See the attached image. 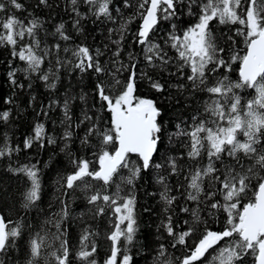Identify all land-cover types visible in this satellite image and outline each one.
<instances>
[{"label":"snow or ice","instance_id":"1","mask_svg":"<svg viewBox=\"0 0 264 264\" xmlns=\"http://www.w3.org/2000/svg\"><path fill=\"white\" fill-rule=\"evenodd\" d=\"M70 2L77 17H86L87 13L77 8L78 0ZM82 3L97 20L104 17L115 23L113 10L120 12L119 8L113 9L112 0ZM123 4L132 7L129 0H123ZM41 5L53 6L50 0H38L37 7ZM9 7L24 10L21 0H0V13L4 14L0 16V47L10 48L11 57L25 65L22 69L11 68L9 62L10 83L23 88L16 79L17 72L22 71L26 78L35 75L54 90L61 70L69 68L78 70L81 82L88 78L90 88V92L82 90L79 95L85 107L77 121L72 113L75 97L68 94L63 99L64 145L60 150L68 157L71 170L56 181L59 211L45 220L30 240L27 264H99L98 229L86 224L75 245L69 238L66 221L71 216L70 201L77 192L92 221L104 218L108 222L104 238L110 242V252L103 264H133L129 246L135 244L140 231L137 184L155 170L156 182L162 187L159 195L164 212L174 213L178 197L171 194L169 176L185 172L180 163L185 156L193 166L184 176L187 186L180 185L184 188L181 195L194 202L196 208L184 206L180 211L190 213L192 220L183 221L188 227L178 230L173 216L167 215L161 227L171 238V248L180 245L187 251L172 258L169 245L160 243L157 264H203L209 250L215 253L212 264H264V0H139L136 13L120 25L119 38L112 40L115 48L106 62L101 59L105 56L101 48L48 45L40 34L45 21L32 14L27 19L15 11L9 14ZM182 15L193 18L184 28L180 27ZM137 17L142 22L132 43L142 46V56L123 46L128 25ZM165 22L171 31L158 40ZM80 24L78 18L73 27L83 32ZM216 24L227 32L217 30ZM113 31L109 29L110 36ZM57 34L62 41L72 39L64 23L56 26L54 35ZM93 75L95 79H91ZM173 79L176 83L171 82ZM142 85L149 95L140 94ZM198 95L200 105L187 117L177 111L178 122L169 132L161 101H175V105L187 108ZM89 96L93 101L90 105ZM53 105L59 106L60 102L53 101L48 108ZM9 116L4 111L0 120L8 121ZM81 126L82 135L77 131ZM165 138L173 148L179 145L187 151L168 155ZM77 140L90 154L72 152ZM45 142L55 145L57 139L48 136L43 124H36L34 135L25 138L23 146L42 149ZM20 150L19 145L5 142L0 146V160H10ZM38 163L17 167L9 163L7 167L11 174L23 175L30 181L24 193L25 209L35 207L41 200ZM165 171L168 175H164ZM202 213L216 219L226 214L223 227L212 230ZM84 216V212L79 214L82 221ZM23 229L22 223L0 214V264H6L5 257ZM197 232L200 234L189 244ZM47 249H52L47 253L52 258L50 262L44 259Z\"/></svg>","mask_w":264,"mask_h":264},{"label":"trees","instance_id":"2","mask_svg":"<svg viewBox=\"0 0 264 264\" xmlns=\"http://www.w3.org/2000/svg\"><path fill=\"white\" fill-rule=\"evenodd\" d=\"M21 2L24 5V10L15 11L9 7V14L15 11V14L22 19L30 18L29 14L39 16L45 21L44 28L41 30L40 34L48 45L60 43L62 48L64 46L72 48L78 44H85L90 48H101L105 52V56L101 57V59L106 62L111 51L115 48V45L112 44V40L119 38L118 29L120 25L123 24L128 17L136 13V5L139 0H129L132 7H125L123 0H112L113 9H120L119 14L113 10L115 23L104 17L97 20L95 16L88 12V6L84 5L82 0H78L77 8L82 14L87 13L84 18L75 15L72 11L73 6L70 0H50V4L53 6L48 8L43 5L37 7L38 0H21ZM3 15L4 14L0 13V16ZM78 18L81 20L80 27L83 28V32H78L77 29L73 27L74 21ZM191 20H193L192 17L182 15L180 27H186L187 23ZM141 22L139 17H137L128 25L129 32L123 42L126 51H134L138 56H142V46H137L133 44L132 41ZM60 23L65 24L67 34L72 37L70 41H62L58 34L54 35L55 28ZM215 27L217 30L223 29L227 32V29L222 25L216 24ZM109 29L114 30L111 36L109 34ZM166 31H171L167 22L164 23L163 29L157 34L156 39H161ZM106 45L107 48H105ZM172 54L173 53L170 52V55ZM61 55L63 56L64 54L61 53ZM68 55L70 58V54ZM123 58L124 61L127 62L126 54H123ZM9 62H11V68L22 69L25 67L23 62L11 57L10 48L0 47V113L4 111L10 113L8 121L0 120V146L8 142L12 146L19 145L21 149L18 153H14L10 160L7 157L0 160V213L3 214L6 219L24 225L22 236L16 240L15 246L8 252L7 257H5L6 264H27L30 240L35 232L40 230L45 220L50 218L53 213L59 211L60 203L57 199L59 193L57 191L56 181L61 175L71 170L68 157L60 150L64 145V141L61 139L64 131V126L61 124V120L63 119V99L68 94L75 97L72 104V113L73 120L77 121V118L81 115V109L85 107L84 102L79 100V95L82 90L83 92H90V88L88 78H85L81 82V74L78 70H70L69 68L61 70L60 79L56 82V88L54 90L49 89L45 82L35 75L29 79L25 77L22 71L17 72L16 79L18 83L24 85L23 88H19L13 86L8 79V72L11 70ZM233 78H235V74H233ZM91 79H95V76L93 75ZM171 82L176 83V80L173 79ZM29 84H31V87H29ZM140 94L149 95L145 85L141 86ZM173 94H175V90H173ZM151 95L158 96L159 94L151 93ZM200 95H198L195 98V102L191 103L190 107L187 108L175 105V101H161L166 108L164 120L169 132L174 131V124L178 122L177 111L185 114L186 117L190 116L192 110L201 103ZM33 96L35 100L32 99ZM204 98L206 99L207 97L205 96ZM9 99H11L12 102L6 103ZM53 101H59L60 105H53V107L49 109L48 105ZM92 102V98L89 96L87 103L90 105ZM42 110H46L48 115L45 116ZM95 110L96 109H93V111ZM104 115L107 116V113ZM36 124H43L48 136H54L57 139V143L55 145H48L45 142L46 146L42 149L35 145L30 149H25L23 142L25 138L34 135ZM77 131L82 135L83 126ZM164 144L165 147L169 149L168 155L178 156L180 152L187 151V149L181 148L179 145L173 148L172 145L167 143L166 138ZM72 152L76 155L90 154L87 149H82L80 147L78 140L72 144ZM160 155H165L164 149L161 150ZM185 157L180 160V163L185 168V172L179 176H169V185L172 189L171 194L178 197L174 205V213L164 212L165 205L163 201H161L159 195L160 191H162V187L156 182L155 177L157 173L155 170L146 173L144 179L137 184V214L140 231L135 244L129 246L131 254L133 255V264H157V250L160 243L169 245V254L172 258L179 257L187 251L185 246L180 245H178L177 248H171V238L167 236V233L164 232L161 227V222L166 219L167 215L173 216V221L176 223L178 230H185L188 227L183 221L189 220V222H191L192 220L190 213L180 211V208L184 206L190 209L196 208L194 202L187 201L185 195H181L184 188L180 187V185H184V187L187 186V181L184 180V176L187 175L188 168L193 165V162ZM37 162H39L38 166L40 168L42 185L40 193L41 200L35 207L25 209L23 207L24 193L30 187V181L23 175L16 176L11 174L7 171V167L9 163H11L13 167H17L23 164ZM158 162L160 161L158 160ZM203 163H207L206 157L203 159ZM164 175H168V173L165 171ZM153 193L154 195H152ZM70 208L71 216L66 223L69 225L68 231L71 242L74 245L77 244L82 229L86 224H91L101 233V235L97 237L98 247L96 259L99 264H103V261L107 259L110 252V242L104 238V233L108 229V222L104 218H100L98 221H92L90 219L87 215L85 201L79 192L75 193L74 200L70 201ZM145 208L150 209V211H147V213L144 211ZM81 212L85 213L83 221L79 218ZM225 215L226 214H222L219 216V219H216L215 217H208L206 213H202V216L207 219V226L217 231L223 227ZM29 225L31 227H29ZM48 228L52 232H55V229L52 228L51 225H49ZM202 228L203 226H201V230ZM199 234V232L194 234V236L189 239V244H192ZM51 250L52 249L46 250L45 261H51L52 258L50 255H47ZM209 251L210 254L206 255L203 264H212V256L215 255V253L212 252V250ZM74 264H80V262L75 261Z\"/></svg>","mask_w":264,"mask_h":264},{"label":"bare ground","instance_id":"3","mask_svg":"<svg viewBox=\"0 0 264 264\" xmlns=\"http://www.w3.org/2000/svg\"><path fill=\"white\" fill-rule=\"evenodd\" d=\"M137 9V8H136ZM186 158V157H185ZM193 166V165H192ZM182 180V179H181ZM154 208V207H153ZM148 213V212H147ZM147 240V239H146ZM147 243V242H146ZM156 253V252H155ZM182 253V252H181Z\"/></svg>","mask_w":264,"mask_h":264},{"label":"water","instance_id":"4","mask_svg":"<svg viewBox=\"0 0 264 264\" xmlns=\"http://www.w3.org/2000/svg\"><path fill=\"white\" fill-rule=\"evenodd\" d=\"M1 214V213H0Z\"/></svg>","mask_w":264,"mask_h":264}]
</instances>
